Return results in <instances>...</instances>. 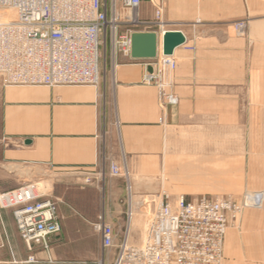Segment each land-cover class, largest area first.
I'll list each match as a JSON object with an SVG mask.
<instances>
[{"label":"crops","instance_id":"obj_1","mask_svg":"<svg viewBox=\"0 0 264 264\" xmlns=\"http://www.w3.org/2000/svg\"><path fill=\"white\" fill-rule=\"evenodd\" d=\"M156 1L163 2L170 29L186 37L174 50L176 68L169 75L177 103H167L155 85L141 83L142 60L120 53L105 70L102 65L98 86L0 82V169L10 164L14 172L0 176L2 185L19 183L24 176L18 169L27 168V177L47 170L57 175L72 210L68 201L77 207L84 192L102 190L97 216L112 225L117 250L125 238L118 242V228L130 225L132 202L124 197L130 182L136 193L164 189L188 201L222 192L264 195V0H140L141 20L151 21ZM242 18L248 21L245 35L231 34L230 23ZM210 124L248 135V145L232 143L233 153L238 151L231 159L232 186L220 171L225 147L198 140ZM188 131L197 136L188 140ZM242 149L248 156L241 158ZM110 161L127 175L110 176ZM61 211L69 212L65 206ZM64 217L61 225L68 221ZM61 233L48 237L47 249L29 250L20 243L11 211L0 208V264H52L50 242ZM29 254L36 262H26ZM223 254L224 264H264V200L242 209L226 231Z\"/></svg>","mask_w":264,"mask_h":264},{"label":"built area","instance_id":"obj_2","mask_svg":"<svg viewBox=\"0 0 264 264\" xmlns=\"http://www.w3.org/2000/svg\"><path fill=\"white\" fill-rule=\"evenodd\" d=\"M120 5L126 15L108 9L105 0H0V10L11 13L6 21L0 22V82L48 87L98 86L102 65L104 70L106 67L108 45L111 57L120 53L130 58L131 31H148L157 25L154 31L161 35L170 29L163 20L162 1L154 4L155 19L151 21L139 18L140 0H120ZM124 23L129 28L119 33ZM232 26L236 35L243 36L248 21L239 19ZM142 61L141 83L155 85L167 103H177L169 77L176 68L173 55H164L158 45L156 57ZM115 65L113 60L112 66ZM109 175L126 176L127 171L110 161ZM91 182L86 174L84 183ZM27 189H34V184L1 192L0 208L11 209L20 240L27 249L32 250L34 245L47 249L48 237L62 230L57 205L50 197L34 193L12 199L11 194H21ZM262 202L260 191L246 194L241 201L230 195L189 201L181 195L170 201L166 193H161L146 221V241L128 244L127 229L112 264H224L228 227L237 221L244 207H258ZM131 214L129 211V219ZM91 226L99 235L103 250L114 247L112 225L102 214ZM26 262L34 263L36 259L30 255Z\"/></svg>","mask_w":264,"mask_h":264},{"label":"rangeland","instance_id":"obj_3","mask_svg":"<svg viewBox=\"0 0 264 264\" xmlns=\"http://www.w3.org/2000/svg\"><path fill=\"white\" fill-rule=\"evenodd\" d=\"M108 9L113 8L116 9L118 13H120L122 16L126 15L127 11H124L121 9L120 0H105ZM160 1H156L153 4H157ZM154 5L151 9V15L152 19L154 20ZM3 10H0V12ZM8 12V11H5ZM9 13V12H8ZM243 19V18H242ZM125 19L123 18V21ZM163 20L169 24V28H173V23H170L167 21L164 16ZM239 20V19H237ZM235 20V21H237ZM230 24V32L231 34L238 36L235 34L233 29V22ZM157 25H155L154 28L157 29ZM126 28H129L127 24L120 25L119 33L124 31ZM247 31V30H246ZM246 33V32H245ZM245 35V34H244ZM242 37V36H239ZM111 47L108 45L107 49V57H106V66L110 62L111 58ZM223 122V119H220ZM212 121V119H210ZM229 124H231V119L226 120ZM226 132L223 133V130ZM223 128H218L216 126H213L210 124L208 127V131L205 133H201L198 140L202 141H208V142H220L221 145L225 147V149H220V152H224L225 159L221 160L220 164V171L225 172V176L229 179V181H226V185L232 186L233 184V166L231 163V159L234 156V153H238L237 150L233 153L232 150V143H238L239 141L242 143V145H248V135H238L233 134L232 132H227V130H231V127L224 126ZM220 129H222V132L220 133ZM219 130V131H217ZM186 138L188 140H192L193 137L197 136L192 131H188L185 133ZM230 147V149H228ZM243 153H246L247 156L249 154V150H241V158L243 157ZM236 156V154H235ZM224 161V162H223ZM214 169L216 168V165H212ZM13 166L10 164H4L2 165V168L0 169V176H7L9 177L11 174H14L12 170ZM242 174L243 169L247 168L246 163H242L241 166ZM23 169V168H22ZM26 169V168H25ZM28 170L24 172H18L21 176H24V178L19 183H10V182H3L4 185L0 182V193L1 192H7L14 190L18 188L19 186L26 185V184H34L36 185L37 189L40 185H44L45 189L43 191L37 192L38 195L48 196L52 200L56 202L57 207V214L59 218L64 217V220L68 221L65 225L62 224V230L61 235L56 237L57 239L50 242V248L52 249L53 253V263L52 264H112L116 254L117 249L110 248L103 250L100 243L99 235L93 230L91 223L94 221L95 217L100 211V202L102 200V190H93V191H86L81 195L79 198V204L77 207H74L71 205V201H68L69 205L72 206L73 210L67 207L66 201L62 198V194L60 191L59 183L57 175L49 172L44 169H37L36 172H34V176L27 177L28 176ZM16 173V171H15ZM33 173V172H32ZM11 185H10V184ZM243 181H241V184ZM257 192L256 190H249L245 191L243 193L239 192H222L219 195H230L234 199L241 201L245 197L246 194ZM262 192V191H260ZM161 193H166L168 195V199L170 201H173L175 198L181 196V194L171 195L169 192H167L164 189H160L158 192L154 191H141L136 193L133 188V184L130 182L129 185L125 189V195L124 197L130 199L132 202V212L133 215L130 216V225L128 226V244L131 245H140L143 243V239L145 237V230L148 231V227L146 226V221L150 218L154 208L156 207ZM59 196V197H58ZM217 196V195H216ZM68 200V199H66ZM65 202V203H64ZM65 206L66 209L69 210V215L67 213H64L61 211V208ZM11 211L9 208H4ZM75 210V211H74ZM231 224L229 227L233 226ZM228 227V228H229ZM228 230V229H227ZM126 233L124 226L121 228H118L117 231V240L120 242L122 238L124 237V234ZM20 240V239H19ZM20 243L22 245H25L21 240ZM30 256V254L28 255ZM28 256H26V261ZM30 263V262H29ZM25 264V263H24Z\"/></svg>","mask_w":264,"mask_h":264},{"label":"water","instance_id":"obj_4","mask_svg":"<svg viewBox=\"0 0 264 264\" xmlns=\"http://www.w3.org/2000/svg\"><path fill=\"white\" fill-rule=\"evenodd\" d=\"M186 37L179 29H168L159 35L156 31L133 30L129 34V57L133 60H150L157 55L158 45L164 55H172L174 50L184 44ZM151 70V67H148Z\"/></svg>","mask_w":264,"mask_h":264},{"label":"bare ground","instance_id":"obj_5","mask_svg":"<svg viewBox=\"0 0 264 264\" xmlns=\"http://www.w3.org/2000/svg\"><path fill=\"white\" fill-rule=\"evenodd\" d=\"M11 16V13H8V12H5V11H1L0 12V22H3V21H6L7 20V18L8 17H10ZM161 46V45H160ZM174 53V52H173ZM173 55V54H172ZM20 172H24V171H27V168L25 169V168H21V169H18ZM130 181H133V180H130ZM137 181V180H136ZM135 181V182H136ZM135 184V183H134ZM133 184V185H134ZM45 189V186L44 185H40L39 187H38V189H37V187H36V185H34V189H32V190H30V189H27L25 192H23V193H21V194H19L20 192H17V193H13V194H11V197H12V199H14V197H17L18 195L19 196H23L24 195V193L25 194H27V195H31V193H34L35 195L36 194H39V193H37V192H40V191H43ZM5 200V202H8L10 199H4ZM263 200H264V195H263ZM248 201V200H247ZM134 211H135V209H134ZM133 211V212H134ZM133 212H132V214H131V216L133 215ZM147 236H148V231H146L145 230V237H144V239H143V242H145L146 241V239H147Z\"/></svg>","mask_w":264,"mask_h":264}]
</instances>
